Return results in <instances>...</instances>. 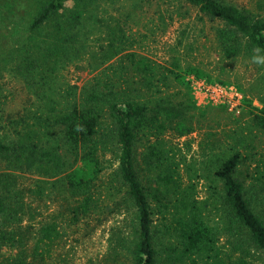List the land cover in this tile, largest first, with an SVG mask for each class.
I'll use <instances>...</instances> for the list:
<instances>
[{"label": "trees", "instance_id": "16d2710c", "mask_svg": "<svg viewBox=\"0 0 264 264\" xmlns=\"http://www.w3.org/2000/svg\"><path fill=\"white\" fill-rule=\"evenodd\" d=\"M95 1H30L34 11L28 14L25 33H19L22 37L16 40L20 46L16 53L8 52L11 62L5 56L1 62L7 72L26 81L39 104L16 116L4 115L0 107V129H4L0 160L8 168L45 177L50 188L37 179L27 191L52 201L62 195L64 202L56 217L70 225L88 226L95 221V227L124 206L133 218L132 233L125 239L126 245L130 243L125 257L128 264H252L243 255L222 253L217 246L223 234H230L235 250L243 252L252 245L264 254V219L254 209L245 180L238 173L239 150L229 154L215 171L221 186L212 185L209 196L213 201L204 205L191 188L181 184L174 160L160 147L148 145L145 167L139 159L138 142L143 136L158 137L166 131L185 136L194 131L188 113L195 101L187 73L195 70V76H206L211 82L227 80L215 81L192 66L183 72L178 58L168 66L130 51L125 31L115 32L107 23L108 44L100 47L99 61L101 65L112 61V74L104 69L94 81L84 83L81 92L72 91V100L60 108L59 101L46 94L45 85L56 75L59 63L80 58L82 24ZM176 2L181 5L180 16L189 14L180 9L187 5L197 9L199 18L218 22L215 39L222 57L247 56L264 64V0H255L254 9L228 0ZM174 82L180 86L176 91L171 90ZM248 103L254 122L264 129V105L258 108L251 100ZM104 110L111 125L99 139ZM112 144L118 159L114 174L122 191L118 202H106L99 183L105 169L101 151ZM13 180L0 190V249L16 250L11 264H32L27 258L26 236L17 228L27 202ZM59 188H64L65 195L57 192ZM61 227L56 218L37 228L33 259L38 264L47 263L46 254L62 239ZM110 260L118 259L114 255L104 264H113Z\"/></svg>", "mask_w": 264, "mask_h": 264}, {"label": "rangeland", "instance_id": "374dc122", "mask_svg": "<svg viewBox=\"0 0 264 264\" xmlns=\"http://www.w3.org/2000/svg\"><path fill=\"white\" fill-rule=\"evenodd\" d=\"M30 1L0 0V107L4 115L16 116L25 108L33 111L39 104L26 81L7 72L1 62L2 56L9 58L7 63L11 62L8 52L12 50L16 53L20 46L16 40L22 37L19 33H25L23 30L28 14L34 11ZM228 1L250 9L256 8L255 0ZM179 6L176 0L95 1L81 25L80 41L84 48L81 49L80 58L63 59L56 75L45 85V92L50 98L59 101L60 108L72 100V91L76 89L81 92L83 84L94 81L104 69L107 68L105 71L112 74L114 69L109 68L112 61L102 65L99 61L102 52L100 47L108 44L105 35L107 23L115 32H120V29L125 31L130 51L134 50L168 66L178 58L183 72L192 66L204 71L213 80L218 78L235 84L247 98L241 114L230 112L222 105L198 104L193 98L195 107L188 115L195 124L194 131L185 136H178L171 131L161 133L158 137L143 136L138 142L139 159L141 166L145 167L148 160L144 156L149 152L148 145L160 147L174 160L181 184L191 188L195 197L204 205L206 201H213L209 196L212 185L221 186L215 180V171L229 154L239 150L242 162L238 173L245 180L247 196L254 209L264 219V179L259 178L261 173L264 174V129L254 122L251 105L248 103L251 100L252 105L258 108L264 105V64L247 56L233 60L222 57L215 39L218 22L199 18L197 9L187 5L180 9L188 10L189 14L180 16ZM195 75L193 70L187 73L186 79ZM172 86L173 91L180 87L175 82ZM104 112L99 126V139L108 132L111 125L110 118ZM2 123L6 124V120ZM0 134H4V129H0ZM101 156L105 167L99 182L101 196L106 202H118L122 191H119V182L114 174L118 166L115 145L102 150ZM13 178L18 190L24 192L27 202L26 213L17 228L26 236L25 248L29 262H39L33 259L37 228L45 221L57 218L64 235L51 247L50 255L46 254L45 264H104L114 255L118 260H110L111 263L128 264L125 257L129 255L130 248H127L130 243L126 245L125 239L132 233L133 218L124 206L95 227V221H91L88 226L82 223L70 225L69 221H63V217H56L64 202L62 195H58L61 199L52 201L39 199L27 191L33 187L35 180H46L45 177L8 168L0 160V190L8 188ZM44 180L42 182L48 187ZM63 190L59 188L57 192L65 195ZM158 218H161L160 214ZM234 243L230 234H223L217 243L218 250L224 254L243 255L252 264H264L261 251L252 245L243 252L235 250ZM15 254V249L1 248L0 264H11Z\"/></svg>", "mask_w": 264, "mask_h": 264}, {"label": "built area", "instance_id": "2783aa9c", "mask_svg": "<svg viewBox=\"0 0 264 264\" xmlns=\"http://www.w3.org/2000/svg\"><path fill=\"white\" fill-rule=\"evenodd\" d=\"M189 81L198 104L222 105L230 112L241 114L245 96L235 84L211 82L197 76H190Z\"/></svg>", "mask_w": 264, "mask_h": 264}]
</instances>
